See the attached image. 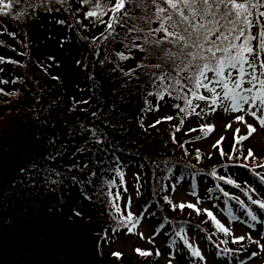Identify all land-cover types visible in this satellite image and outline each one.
Instances as JSON below:
<instances>
[{
    "label": "trees",
    "instance_id": "trees-1",
    "mask_svg": "<svg viewBox=\"0 0 264 264\" xmlns=\"http://www.w3.org/2000/svg\"><path fill=\"white\" fill-rule=\"evenodd\" d=\"M131 9L129 14L133 17L151 15L154 11L149 8L145 13L135 4ZM260 11H264V7L254 10L253 19ZM73 12L66 0H21L19 5H14L11 15H0V52L3 53H0L3 61L0 64L18 68L20 79L14 81L33 82L26 73L27 68L49 73L45 68L47 63L41 65L31 53L29 30L33 28V22L49 21L64 26L72 21ZM73 19L76 26L77 20ZM260 20L264 23V17ZM137 23L147 30L148 25L143 20ZM132 26L131 20L124 27L117 26L115 39H105L109 36L106 31L98 38L97 46L90 50L88 77L94 101L84 108L85 112H77L76 120L63 121L67 114L61 107L55 112L59 102L53 103V99L44 96L35 100L26 117L30 118L31 138L39 155L29 159L24 155L26 137L17 125L0 130V194L7 198L0 199V264L111 263L97 247L106 232L127 229L115 230L122 217L114 206L110 191L119 170L130 166L140 170L144 207L154 206L152 215L156 218L157 228L165 229L169 246L177 247L182 242L193 257L191 253L196 249L185 244L184 230L196 228L206 235L217 253L241 249L239 245L227 247L221 238L224 233L218 231L209 218L207 223L200 221L196 215L192 216L193 211L189 208L171 214L167 207L159 206V199H162L168 180L176 176L192 188L200 180L208 183V194L227 204L229 194H224L225 186L238 187L236 181L227 176L228 169L235 171L241 167L254 172L264 161L261 158L245 159L239 155L238 147L223 155V159L202 163L189 142L204 132L199 130L193 136L182 131L180 124L176 132L178 122L190 114L185 115L176 107L177 104L184 106L182 100L167 95L163 99L171 110V124H167L164 132L147 133L141 129V119L149 102L153 98L161 99L155 94L149 95V92H155L151 74H159L160 70L149 67L158 62L155 57H147L144 52L127 46L134 35L127 33ZM151 27L156 28L158 24L153 23ZM251 32L257 34L258 28L253 26ZM21 42L27 47L25 52L14 46ZM256 43L252 41L254 48ZM5 50L14 57H9ZM17 52H21L23 58L18 57ZM118 53L130 58L121 59ZM18 58L26 61L20 62ZM46 76L48 78L49 74ZM50 80L60 84L52 75ZM181 80L187 83L182 77ZM201 93H205L203 89ZM183 133L186 134L182 136ZM20 156L21 159L16 161ZM256 177L260 181L263 178L260 173H256ZM225 179L234 183L228 184ZM73 194L85 198L92 209L91 221L74 216L78 204L74 202ZM107 217L110 223L97 225V221L102 223ZM207 224L213 234L207 231ZM148 252L152 255L143 256L134 264H153L158 260L156 252ZM121 260L114 259L111 264H123Z\"/></svg>",
    "mask_w": 264,
    "mask_h": 264
},
{
    "label": "rangeland",
    "instance_id": "rangeland-1",
    "mask_svg": "<svg viewBox=\"0 0 264 264\" xmlns=\"http://www.w3.org/2000/svg\"><path fill=\"white\" fill-rule=\"evenodd\" d=\"M66 2L71 5L74 11L70 16L72 21L61 26L49 21L42 24L40 20H36L32 24L31 31L29 30L31 32V37H29L31 53L41 65L47 63L45 68L48 69L49 73L45 71L41 73L35 69L27 68L26 73L30 75L33 82L21 83L14 81L15 78L20 79L17 67H4L0 64V130L3 131L17 125L18 129L23 131L26 137L24 155L28 157L27 159L35 157L38 152L37 145L31 138L30 118L26 117L37 98L45 96L53 99V103L59 102L58 106L55 107V112L60 107L66 112L67 116L62 119L63 121L76 120L79 116L77 112H85L84 108L94 101L92 85L88 77L90 50L97 46L98 38L106 33V25L113 16L111 9L116 0H104L103 7L98 9L99 12L103 13L102 20L104 23L96 21L94 17H85V13L92 10L93 5L83 4L82 0H66ZM73 17L77 20L76 26H74ZM8 43L13 45L9 40ZM14 46L18 51L25 52L27 50L22 42ZM5 52L9 57H14L10 51L5 50ZM0 53L3 55L2 52ZM17 56L23 58L21 52H17ZM19 60L20 62L26 61L25 59ZM132 64H135V61ZM46 74H49V79ZM51 75L57 78V83H60L61 87L50 82ZM147 107L148 110L141 119V129L147 133L156 130H163L164 132L167 124H171L173 121L172 119H164L165 117H172L167 101L153 102L151 100ZM245 109L247 111V106ZM252 111H256V109H252ZM189 114H191L190 117L187 115L183 121L178 122L175 131L180 124L182 131L192 133L193 136L200 128L206 132L204 137L195 140L193 138L189 142L202 163H213L223 159L224 156L220 154V149L226 155L229 154L234 145L237 149L239 147V155L242 157H248V152L251 150L253 156L248 157V160H260L261 158L264 161V129L260 128L251 115L225 112L223 108H217L213 111L203 101H200L195 112ZM262 114L264 113H257V115ZM237 115H245L246 123L237 122L235 119ZM157 121L160 122L156 123ZM228 124L231 125L230 128L226 127ZM249 124L257 129L256 132L247 140L235 143L234 134L236 130H240L239 136H246L248 135L247 125ZM201 126H214V130L209 131L208 127L202 128ZM185 134L183 133L182 136ZM59 135L63 134L60 133ZM78 142L79 140H77ZM218 142L220 143L218 144ZM20 159L21 156L17 157L16 161ZM243 170L242 168L236 169L231 173L233 177H230L235 178L238 188L241 186L248 191L252 199L264 200V183L262 184L251 173ZM257 171L263 174L264 167ZM113 182L112 191L114 193L110 192L113 194V202L117 212L120 213L121 217L122 215L126 217L128 212H131L136 219V226L132 228L131 232L128 229H121L120 232L109 231L105 233L97 248L106 261L113 262L114 259H122L123 264H134L143 257L137 251L140 250L141 252L154 251L158 254V262L155 261L153 264H264V251H261L259 246L264 245V223L254 222L247 215V211H251L258 217V220L264 221V211H261L256 205H252L240 190L239 192L235 188H230L233 197L243 201L246 211L242 209L241 204L238 205L233 200L229 202L230 208H226L222 201L216 200L212 195H207L205 182L201 181L200 188L198 185L197 189L192 191L186 181L178 179L176 176L168 180L166 190L161 195L162 199H159L161 208L167 207L172 214L187 209L185 207L180 210L181 204L191 203L200 210L199 213L192 210V216L196 215L200 221L206 223L209 218L216 227L215 221L207 215V212H211L217 221L228 228L229 234H224L221 237L227 243L232 244L236 238L244 237L242 242H237L241 248L238 252L216 255L211 251L203 233L186 229L184 230V237L187 243L192 245L196 251L198 250L202 257V259H195L186 252V248L182 247L181 244L176 248H171L166 241L165 230L163 228L157 229L156 219L152 216L154 206L144 207L141 173L137 167H122ZM75 194H73V200L78 204L76 206L78 211L74 216L80 220L88 219L91 221L92 209L84 197L81 198ZM165 197L168 199L165 200ZM107 219L108 217L104 218L102 223L97 221V225H107L110 223L109 220L107 222ZM207 231L213 234L208 224ZM253 241H258L259 244Z\"/></svg>",
    "mask_w": 264,
    "mask_h": 264
},
{
    "label": "snow or ice",
    "instance_id": "snow-or-ice-1",
    "mask_svg": "<svg viewBox=\"0 0 264 264\" xmlns=\"http://www.w3.org/2000/svg\"><path fill=\"white\" fill-rule=\"evenodd\" d=\"M20 3L21 0H0V15H11L14 5ZM82 3L93 5L92 10L85 13L86 18L94 17L96 21L104 23L103 13L98 11L103 7L104 0H94V3L93 0H82ZM133 4L145 13L149 8L154 11L151 15L133 17L129 14ZM261 7H264V0H116L111 9L113 16L106 25L109 36L105 39H115L116 27H124L130 20L133 21V26L127 29V33L134 35L132 42L127 46L129 49L136 48L144 52L147 57H155L158 62L149 67L160 70L159 74H151L155 92H149V95L155 94L161 99L167 95L174 100H182L184 106L177 104L176 107L185 115L195 112L199 107V104L193 101H203L213 111L223 108L225 112L249 114L260 128L264 129V114L257 115L258 112L264 113V60H261V55L264 54V23L260 20V17H264V11H260L253 19L254 10L258 11ZM139 20L148 25L147 30L138 25ZM153 23L158 24V27L152 28ZM253 26L258 28L255 35L251 32ZM138 40L142 43H135ZM254 40L257 41L255 48L252 44ZM118 56L121 59L130 58L125 57L123 53H118ZM181 77L187 83H182ZM202 89L208 95L202 94ZM164 119L171 120L173 117ZM235 119L237 122L246 123L245 115H237ZM201 127H208L209 131L214 130V126ZM226 127L230 128L231 125ZM247 128L246 136H239L240 130H236L235 143L247 140L257 130L251 124L247 125ZM220 154L224 155L222 149ZM251 156L253 152L249 150L248 157ZM227 183L234 182L229 179ZM224 194L228 195L227 192ZM234 198L244 207L243 201ZM0 199L7 198L0 194ZM167 199L165 197V200ZM248 199L252 205L264 211V200L252 199L251 196H248ZM179 207L180 210L187 207L197 213L200 211L191 203L181 204ZM207 215L215 221L218 231L229 234L228 228L217 221L211 212H207ZM247 215L254 222L264 223L251 211H247ZM135 226L136 219L128 212L126 217L122 215L115 230L123 227L131 232ZM243 240L244 237H238L233 242ZM253 242L259 244L258 241ZM185 244L187 245V241ZM259 246L261 251H264V245ZM137 251L143 256L152 255L147 251ZM191 254L202 259L198 250Z\"/></svg>",
    "mask_w": 264,
    "mask_h": 264
}]
</instances>
